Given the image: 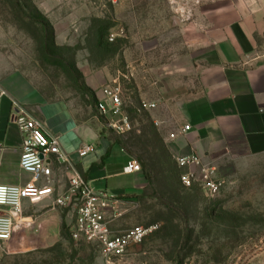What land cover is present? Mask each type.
Returning a JSON list of instances; mask_svg holds the SVG:
<instances>
[{
	"label": "rangeland",
	"instance_id": "1",
	"mask_svg": "<svg viewBox=\"0 0 264 264\" xmlns=\"http://www.w3.org/2000/svg\"><path fill=\"white\" fill-rule=\"evenodd\" d=\"M19 1L24 12L0 0V61L10 62L4 69L25 74L46 97L75 100L96 116L104 88L114 81L121 87L134 128L113 138L142 171L146 164L153 180L136 197L123 225L158 229L120 264L264 263V157L241 163L223 177L215 198L199 186H183L166 131L155 121L163 115L141 108L142 102H161V78L176 69L163 68V53L147 51L133 35L135 0ZM259 43L264 52V38ZM24 217L32 226L0 242V264H102L95 247L74 242L67 230L74 210L55 209L50 202L27 204Z\"/></svg>",
	"mask_w": 264,
	"mask_h": 264
},
{
	"label": "crops",
	"instance_id": "2",
	"mask_svg": "<svg viewBox=\"0 0 264 264\" xmlns=\"http://www.w3.org/2000/svg\"><path fill=\"white\" fill-rule=\"evenodd\" d=\"M135 4L131 29L139 45L162 52L161 66L176 69L161 78V102L150 101L164 117L155 121L166 131L172 156L195 154L204 166L215 167L220 178L241 163L264 157V52L259 43L264 38V0H202L187 23L168 0ZM0 62V185L31 181L19 166L23 135L14 116L21 110L39 120L47 135L60 137L63 152L95 190L133 201L145 192V173L124 174L132 158L89 106L50 99L25 74L4 69L8 60ZM185 126L191 130L182 136ZM84 144L94 145L95 152L79 158L76 153ZM44 183L61 194L68 187L66 166L53 163V176Z\"/></svg>",
	"mask_w": 264,
	"mask_h": 264
},
{
	"label": "built area",
	"instance_id": "3",
	"mask_svg": "<svg viewBox=\"0 0 264 264\" xmlns=\"http://www.w3.org/2000/svg\"><path fill=\"white\" fill-rule=\"evenodd\" d=\"M114 4L119 0H112ZM173 12L182 23L192 20L194 12L202 0H168ZM114 36L111 37V41ZM141 108L152 111L157 108L153 102H142ZM97 118L102 127L122 136L133 131L122 90L117 81L106 86L96 105ZM14 122L23 135L20 169L31 176L24 186L0 185V242L8 243L20 230L32 226V221L24 217L27 204L50 202L52 208L74 210L70 225V235L74 242L95 247L101 255L102 264H120L137 246L158 229L157 226H134L125 228L123 221L136 204L126 195L115 194L110 190H95L76 169L73 158L63 152L58 136L47 135L42 123L26 112L18 110ZM190 126L181 129L184 136ZM174 133L170 139L175 140ZM95 152V146L84 144L77 151L79 158ZM181 173V183L185 188L199 186L208 198L217 197L225 184L215 167L204 166L195 154L175 157ZM53 163L67 168L68 187L57 195L54 187L44 183L53 176ZM142 171V165L131 159L124 167L125 175Z\"/></svg>",
	"mask_w": 264,
	"mask_h": 264
},
{
	"label": "trees",
	"instance_id": "4",
	"mask_svg": "<svg viewBox=\"0 0 264 264\" xmlns=\"http://www.w3.org/2000/svg\"><path fill=\"white\" fill-rule=\"evenodd\" d=\"M4 1H6V3L11 7V8H13L14 9V11H20V12H24V9H23V7L21 6V4H20V1L19 0H4ZM41 25L43 26V28H48V29H50V30H52V32H54V30H53V28L49 25V24H47V23H45V22H43V23H41ZM92 96L94 97V94L92 93ZM143 171L145 172V176H146V178H147V187H146V189L149 187V186H152V184H153V180H152V177H151V175H150V173L147 171V166H146V164H144L143 163ZM68 231L70 230L69 228L67 229ZM66 235V225H65V223H63V225H62V237H64Z\"/></svg>",
	"mask_w": 264,
	"mask_h": 264
}]
</instances>
